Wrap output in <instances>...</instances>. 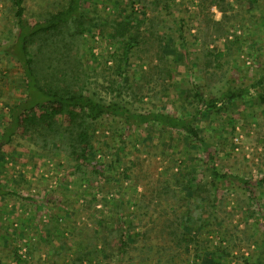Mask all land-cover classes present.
Wrapping results in <instances>:
<instances>
[{
    "label": "rangeland",
    "instance_id": "374dc122",
    "mask_svg": "<svg viewBox=\"0 0 264 264\" xmlns=\"http://www.w3.org/2000/svg\"><path fill=\"white\" fill-rule=\"evenodd\" d=\"M46 1L26 0L31 21L39 17L34 18ZM225 1L224 15L211 0H173L169 8L158 12L147 0H85V7L102 23L131 11L143 12L144 5L148 14L159 16L162 36L175 51L167 56L174 77L164 82L155 77L157 80L145 84L142 72L148 69L149 60L155 62V49H136L121 77L124 83L129 77V84L138 81L144 85L134 90L135 98L131 91L122 96L112 93L109 76L101 75L104 59L121 47L109 31L103 36L95 26L86 34L82 49L91 74L96 73L89 92L96 90L105 101L120 102L133 111L164 110L187 116L202 104L188 102L186 86L201 87L205 96L249 86L247 95L226 101L219 111H203L196 121L202 136L212 144L220 170L235 176L220 183L215 215L212 222L203 223L201 238L210 250L229 249L231 264H264V183L258 181L264 175V104L259 100L260 88L252 85L264 72V0ZM218 20L224 26L221 34L214 29ZM17 32L12 0H0V137L9 108L25 98L23 69L9 52ZM209 51H224L217 74L210 78L200 70ZM183 54L185 60L177 61ZM111 65L109 61L108 67ZM120 120L106 116L94 125L97 159L108 166L117 156L121 158L114 170H106L115 178L102 187L97 183L89 186L70 173L65 156H43L26 140L16 138L2 147L0 178L3 186L16 194L0 197V264H19V256L22 264H81L77 256L82 252L88 254L83 264H96L91 248H87L94 242L103 250L101 238L95 236L96 218L103 217L108 227H117L115 218L121 215L124 225L137 223L136 231H149L148 238L141 236L138 248H129L124 254L116 249L101 251L100 264H203L191 247L173 262V248L158 250L164 243L172 244L169 228L164 226L182 201L172 196L158 203L151 197L161 182L172 179V171H179L178 164L183 165L184 159L193 160L198 176L208 179L212 163L205 148L180 131L160 132L156 125L127 129ZM132 159L136 164L125 178L123 169ZM248 179L254 182L250 189L243 182ZM182 195L188 192L182 190L179 198ZM94 196L97 200L87 209ZM118 206L123 211L120 215ZM109 239L112 241V236ZM157 257L162 258L161 263Z\"/></svg>",
    "mask_w": 264,
    "mask_h": 264
},
{
    "label": "trees",
    "instance_id": "16d2710c",
    "mask_svg": "<svg viewBox=\"0 0 264 264\" xmlns=\"http://www.w3.org/2000/svg\"><path fill=\"white\" fill-rule=\"evenodd\" d=\"M147 1H149L150 8L158 12L163 8H169L173 0ZM211 1L216 3L225 15L226 1ZM12 5L18 32L9 52L16 57L23 69L26 91L25 98L9 108V114L4 116L7 119L5 122L2 121L0 157L4 145L10 144L16 138L23 139L37 147L43 156L52 158L53 156H65L70 173L81 177L83 182L86 181L89 186L97 183L96 185L102 187L101 185L110 184L115 178L114 174L107 175L106 170H114L121 158L117 156L108 166L97 159L94 130L96 121L106 116H113L119 117L127 129L132 126L156 125L160 132H183L199 147L205 148L212 164L209 168V178L205 179L198 176L193 160L184 159L182 165L180 162L178 164L176 158L174 163L180 165L181 168L179 171H172L173 167H170L172 179L166 178L152 195L151 198L155 197L154 200L157 199L158 203L172 196L182 201L179 209L173 208L174 217L168 219V223L165 224L167 226H164V228H169L172 244L164 243L158 247V250L167 251L173 248L175 253L170 255L171 262L185 248L191 247L194 250V257L203 264H231V260L228 259L231 251L227 248L210 250L208 244L202 241L201 230L205 224L212 222L215 215L220 183L235 176L220 170L210 148L212 144L202 136L201 130L196 126V121L203 111H219L220 105L222 106L226 101L247 95L250 91L249 86L231 87L219 96H205L201 87L186 86L185 97L188 102L202 104L201 108L197 106L187 116L164 110L133 111L120 102L105 101L98 96L96 90L93 93L89 92L96 73L91 74L92 71L84 57L82 45H84L86 34L95 26L99 27L101 35L104 36L109 31L111 39L121 44V47L111 53L109 58L104 59L101 73L105 79L110 77H108L111 83L110 91L116 92L117 96L131 91L130 93L135 98L137 88L144 87L138 81H135V85L129 84V77H126L125 83L121 80L127 72L131 56L136 49L147 51L155 49L153 53H156L155 62L151 63L153 60H149L148 69L142 72V80L145 84L150 80L159 79L164 82L166 79H172L174 73L171 60L167 56L175 51L162 36L163 32L157 20L159 16L148 14L147 5L143 6V12L131 11L122 18H111L105 23H102L85 7V0H47L43 9L38 11L34 18L38 15L39 17L34 21L28 17L26 0H12ZM223 28L222 20L215 22L216 33L221 34ZM184 54L187 58V49ZM184 54L181 58H177V61H184ZM223 57L224 51L206 52L200 70L208 78L212 77L217 74L216 69L220 66L219 59ZM109 61L112 65L108 67ZM213 68L214 70H211ZM94 82L100 84L99 80H94ZM100 85L107 89L106 86ZM252 85L260 88L259 100L264 104V72ZM135 164L136 161L132 159L130 164L124 167L125 178L130 177L128 171ZM258 181L264 183V175L258 178ZM243 182L249 189L254 183L251 179ZM182 190L187 191L188 195H182V198H179ZM9 194L16 193L7 190L0 178V197ZM145 195L146 191L141 195V199ZM96 200V196L91 198L87 209L92 208ZM122 212L118 206L117 215ZM121 217L122 215L115 218L118 222L117 227H108L107 220L103 217L96 218L95 236L101 238L103 250L98 249L94 242L87 244V248H91V253L97 260L96 264H100L98 258L101 251H106L108 248L111 253L116 249L120 254H124L129 248H138L136 243L139 242L141 236L148 238L149 231H136L137 223H130L126 226ZM187 225L194 227L195 231ZM164 228H162V234ZM111 236L112 241L109 239ZM84 253L77 256L81 264L88 255ZM146 258L147 256H142V259ZM17 260L19 264H22L21 256ZM161 260L162 258L157 257V262L161 263ZM245 262L248 263L246 259Z\"/></svg>",
    "mask_w": 264,
    "mask_h": 264
},
{
    "label": "clouds",
    "instance_id": "9594fccd",
    "mask_svg": "<svg viewBox=\"0 0 264 264\" xmlns=\"http://www.w3.org/2000/svg\"><path fill=\"white\" fill-rule=\"evenodd\" d=\"M217 18H219V17H217Z\"/></svg>",
    "mask_w": 264,
    "mask_h": 264
}]
</instances>
